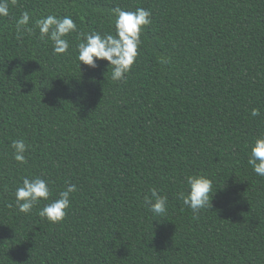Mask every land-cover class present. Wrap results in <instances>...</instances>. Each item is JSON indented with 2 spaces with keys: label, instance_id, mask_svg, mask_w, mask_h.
I'll return each mask as SVG.
<instances>
[{
  "label": "trees",
  "instance_id": "16d2710c",
  "mask_svg": "<svg viewBox=\"0 0 264 264\" xmlns=\"http://www.w3.org/2000/svg\"><path fill=\"white\" fill-rule=\"evenodd\" d=\"M151 12L125 79L80 64L79 33L113 31L111 10ZM0 17V264H264V176L248 164L264 133V0H16ZM31 32L17 31L22 13ZM70 16L55 54L35 21ZM259 109L252 116V109ZM24 140L25 163L14 159ZM212 181L210 206L179 199ZM50 196L25 214L23 178ZM70 184L59 223L38 215ZM167 197L157 216L144 204Z\"/></svg>",
  "mask_w": 264,
  "mask_h": 264
},
{
  "label": "clouds",
  "instance_id": "9594fccd",
  "mask_svg": "<svg viewBox=\"0 0 264 264\" xmlns=\"http://www.w3.org/2000/svg\"><path fill=\"white\" fill-rule=\"evenodd\" d=\"M9 3L15 5L16 0H0V17H8ZM151 12L144 8H136L134 11L115 7L111 10V22L113 31L101 35L99 32L79 33L80 41L76 45L79 65L82 63L91 68L97 67V61H107L112 66L111 79L114 81L125 79L138 55V47L141 43V32L150 24ZM30 15L22 13L16 21L17 31L31 32L28 27ZM41 36H47L53 45L55 54H64L69 49V41L65 38L68 34L77 31V25L70 16H57L49 14L35 21ZM259 109H252L251 115L258 116ZM14 159L25 163L24 153L27 145L24 140H14ZM248 164L259 176H264V133L254 139L250 145ZM187 192L179 193V199L192 210L194 214L201 209L210 206V200L214 194L212 181L205 175H188L185 178ZM76 191V185L70 184L66 190L59 193V197L45 204L38 210L40 217L46 218L51 223H59L66 216V210L70 206V194ZM50 189L48 181L40 177L23 178L22 185L15 191V200L18 210L29 213L40 200H48ZM167 197L159 195L155 189L151 195L144 198V204L150 212L157 216H164L167 212Z\"/></svg>",
  "mask_w": 264,
  "mask_h": 264
}]
</instances>
